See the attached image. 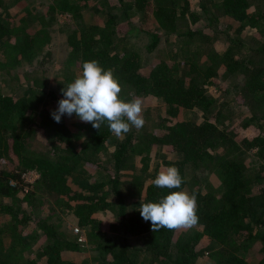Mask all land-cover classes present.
<instances>
[{
    "label": "trees",
    "instance_id": "trees-1",
    "mask_svg": "<svg viewBox=\"0 0 264 264\" xmlns=\"http://www.w3.org/2000/svg\"><path fill=\"white\" fill-rule=\"evenodd\" d=\"M20 1L15 12L14 2L0 0V86H10V93L0 88V215L8 217L0 222V264H198L204 239L218 245L210 256L216 264H264V0H113L123 11L134 6L144 20L152 15L157 26L131 11L118 19L110 0H51L36 10ZM62 14L75 20L65 25L66 42L79 71L66 74L64 88L84 62L96 60L118 78L121 98L158 100L162 115L143 110L144 126L121 138L107 122L95 129L75 114L54 121L62 90L49 91L47 79L26 67L38 57L49 66L48 40L37 33ZM249 30L251 37L242 35ZM139 33L156 62L131 41ZM169 36L175 41L158 51ZM219 77L241 83L239 91L231 95ZM171 166L184 183L157 188L152 181ZM31 170L40 176L26 192ZM173 191L196 195L199 228L154 233L140 205ZM49 194L89 231L92 260L48 216L28 228L32 212L21 203L34 207L37 195ZM42 233L47 243L32 253ZM131 236L142 238L141 248Z\"/></svg>",
    "mask_w": 264,
    "mask_h": 264
},
{
    "label": "clouds",
    "instance_id": "clouds-1",
    "mask_svg": "<svg viewBox=\"0 0 264 264\" xmlns=\"http://www.w3.org/2000/svg\"><path fill=\"white\" fill-rule=\"evenodd\" d=\"M121 93L122 85L111 69L105 70L96 60L87 61L82 65V74L62 89L63 98L51 116L60 123L63 116L75 114L95 129L107 122L109 131L121 138L133 127L139 130L145 124L142 100H125ZM152 183L161 189H178L184 178L177 167L171 166L161 170ZM139 212L145 222H151L154 233L161 229H191L199 222L197 197L187 191H173L158 202L143 203Z\"/></svg>",
    "mask_w": 264,
    "mask_h": 264
},
{
    "label": "rangeland",
    "instance_id": "rangeland-1",
    "mask_svg": "<svg viewBox=\"0 0 264 264\" xmlns=\"http://www.w3.org/2000/svg\"><path fill=\"white\" fill-rule=\"evenodd\" d=\"M8 1L10 5L11 3L14 2V0H8ZM21 1L18 4L22 3ZM28 1H29V4L32 6L33 10H36V9L41 8V5H40L41 3H49L51 0H28ZM110 1L113 3L110 9L113 11V14H115L116 17H118V19L120 20L125 19L126 12L131 11L129 14L130 15L129 17L135 20L136 19L142 20V22L144 24H148V26H154V25L157 26L156 21L155 19H153L152 15H149V17H147L146 20H144V18H142L141 13L139 14V12L135 10L134 6H130L129 8H127V11L125 10L126 11L125 12L122 9H119L118 5L120 4L114 2L115 0L114 1L110 0ZM11 8L13 9V11L15 12L17 11L18 8L15 2ZM149 12L151 13V10ZM92 13L93 12H91V14ZM10 16H12V14H10ZM92 17L93 16L89 15V13L88 15H86V19H91ZM67 24H70L72 25V27H74L75 20H73L69 14H62L58 17L57 23H55L52 26H46L45 28H43L37 33L38 38H45L48 40V47H50L51 49V58L48 61L49 66L42 65L38 57V60L34 61L32 65L26 67V70H27L26 73L35 71L39 76H43V79H47V89H49V91L55 89L57 90V92H60L64 88L63 78L66 77V74H69V75L70 74L72 75L74 73L76 75L79 74L77 66L68 61L69 48H68L66 41H67V34L69 32L67 31L68 27L65 26ZM124 26L126 27V25ZM251 31L249 30L247 32H242V35H244L247 38L248 36L251 37L252 36L251 34L253 32L255 33L254 30L253 32ZM120 36L122 35L120 34ZM130 39L136 45V47L140 51H142V53L145 56H147L146 59H148L150 63L157 61L158 53L152 52L150 54H147L146 45H147L148 36L146 34L139 33L138 35H130ZM166 39H167L166 37H163L162 42L159 45L158 51L162 52V50H164L166 52L167 46L168 47L171 46L169 42L175 41L174 36H169L168 40ZM216 47L221 49L222 41H217ZM24 70L25 69L23 67H19L17 69L19 73L18 75L22 80L26 77L24 76ZM0 82H1V79H0ZM215 82L218 84L223 83L224 85L229 86L232 90L231 95H234V93L238 92L240 89L238 86L241 85V83L234 84L232 83L230 78L227 79L223 77L216 78ZM0 88H1L2 93H10L9 91L10 86L8 85V83H3L0 86ZM216 89H217L216 84L211 86V91L213 93H216ZM135 98H140L142 100L143 110H145V112L147 110H151L149 112L151 116H155L156 114L162 115V112L164 111L162 107L164 105L162 104V102L155 100L153 98H150V97L142 96V95L136 96ZM48 106H50V104H48ZM233 107L237 108V110H239L238 112L240 113L242 112V109L236 106H233ZM228 110H229L228 115H231L234 112L232 108H229ZM191 114L192 112L188 111L187 113H184L183 116L190 117ZM29 172L30 173L28 175V179L25 177V182H23L24 189L26 192L32 190L33 186L31 184H33L40 176L39 173L35 170H31ZM58 198H59V195H56V194H49L48 196H45V197H42L41 195H37L34 201L32 202L34 207L26 205L28 204V202H25V201L22 203L19 202L22 204L23 209H25L28 213L32 212L30 213V218H31L30 221L32 223H30L28 228L32 229L33 226H35L36 220H39L42 217L48 216L51 222L60 223V230L66 232L69 235V237L77 238L78 241H80L81 243V247H83L82 249L84 251L83 254H85L84 256L92 260V255H94V253L96 252L91 249V244L89 243V238H90L89 231L87 229L81 228L78 225V223H73V221L70 219V215H68L64 211V208L59 204L60 202ZM9 201H10L9 198L5 199V202H9ZM0 214L3 215V213H0ZM1 215H0V222L1 223L6 222L8 220V217H6L5 219ZM76 227L80 228V232L75 231ZM197 228L199 227L196 226L195 229ZM184 230H187V229H180L177 232L184 231ZM77 233L82 234V237H83L82 241L79 240V234ZM130 239L134 245H136L139 248L142 247L141 237L131 236ZM46 243H47L46 235L45 233H42L37 243L34 245V248L31 250V252L34 251L36 248H42L43 245ZM198 248L200 249L202 253L198 264H216L215 260L214 262L210 260L211 259L210 256H211V252L215 251L218 248V245H214L212 241L210 242L207 239L206 240L204 239L198 244ZM29 253L30 252H27V254Z\"/></svg>",
    "mask_w": 264,
    "mask_h": 264
},
{
    "label": "built area",
    "instance_id": "built-area-1",
    "mask_svg": "<svg viewBox=\"0 0 264 264\" xmlns=\"http://www.w3.org/2000/svg\"><path fill=\"white\" fill-rule=\"evenodd\" d=\"M29 173L30 172H28L27 174H25V177L28 179V175H29ZM75 231H77V232H80V228H78V227H76L75 228ZM77 234H79V240H83V237H82V234L81 233H77Z\"/></svg>",
    "mask_w": 264,
    "mask_h": 264
}]
</instances>
